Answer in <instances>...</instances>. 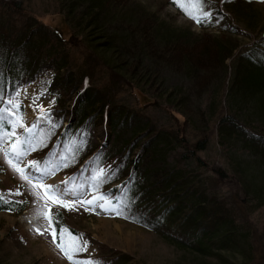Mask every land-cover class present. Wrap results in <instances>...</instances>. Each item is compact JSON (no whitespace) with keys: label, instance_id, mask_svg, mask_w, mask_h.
<instances>
[{"label":"trees","instance_id":"16d2710c","mask_svg":"<svg viewBox=\"0 0 264 264\" xmlns=\"http://www.w3.org/2000/svg\"><path fill=\"white\" fill-rule=\"evenodd\" d=\"M56 1L61 8L59 12L69 28L68 40L64 38L61 31L52 27H47L42 23H22L11 17L10 11L16 7V4L0 0V115L5 113L2 101L14 94V90L20 82L32 80L37 74L47 69L54 72L52 90L53 88L58 91L62 90L64 94L75 91V102L73 103L75 124H71L65 129L66 133L60 139V144L67 142L68 137H72L71 135L77 134L74 140L76 144L73 145L80 147L79 150H81L77 155L76 166L73 170L77 177H80L90 165L93 171L100 166L97 159L101 156V151L95 155L96 146L91 145L89 139L83 140L80 135L85 136L87 130L94 129L93 125L88 124V119H93L92 117L97 114L100 116L104 111L106 101L111 103L110 115L108 117L109 113L107 112L106 116L113 139L108 157H111L116 151L130 148V141L139 135L141 136L138 137L139 140L143 138L149 140L150 134L153 133V131H149V127L150 130H153V127L150 126L152 124L150 119L129 115L128 111L116 103V97L120 96V92L133 95L134 91H139L148 96L146 88L149 86L150 80L153 84H158L160 88L168 89L167 81L161 76H157L153 68L146 69L142 73V78L141 75L137 76L136 74V70L138 72L141 68L137 67L139 64L135 62L134 68H130L128 61L122 63L117 58L115 51L119 48L122 53H124L123 50L127 51L126 46L129 45L131 36H134L137 42L142 40L141 47L146 52L150 51L157 56H163L166 52H170L163 56L164 59L161 60L159 66L162 68L183 67L186 74L184 79L188 81L193 78L197 80L201 78L202 81H205L204 84L211 81L214 69L222 74L226 71L223 64L225 59L233 56V47L229 43L221 41L217 36H197L186 29L171 27L162 20L156 19L153 14H147L148 12L143 9L134 10L131 6H129V10L127 9L126 14L115 11L113 5L116 4V0ZM116 21H125V28L122 27L125 30L124 34H121L122 31L117 32L118 34L108 32L110 24L116 25ZM142 21L147 24V29L153 27L147 31L148 33L141 29ZM142 32H146V35ZM139 36L141 39L138 40ZM74 38L80 39L83 46L84 53L79 54L80 58L72 54L73 48L67 47V44L72 43ZM116 45L120 47L117 48ZM249 53L239 52L238 56L234 57L235 61L230 65V79L223 93L224 104L220 105V99L216 102L217 92H214L212 97H208L205 108L206 129L200 132L201 137L189 142V139L183 136L186 135L190 123L188 121V125L185 123L183 126L181 136L178 138L175 134L178 141L168 134H161L151 142L147 141L148 143L146 142L143 147L147 167L140 176L136 175V166L131 169L129 175L131 176L132 173L134 176L127 179L128 188L125 185L124 193L119 192L122 199V203L118 202L120 213H122V208L125 207L128 198L130 201L137 198L138 215L147 218L148 213L152 214L148 218L150 231L157 234L168 245L200 260L201 264L204 260L218 261L217 264H229V256L235 255L242 258V264H264V251L261 254L255 253L252 245L254 232L249 221L246 220V215L261 211L264 225V187L261 185L262 180L260 179L264 176V168H260L259 165L260 167L256 169L259 173L250 176L247 170L250 168L248 165H234L237 169L242 167V170L246 171H242L243 178H240L234 171L229 173L227 169L225 172L220 170L219 177L221 179L230 178L237 182L239 193L236 195L238 198L248 197V200L240 201L241 199H231L221 196L219 193L220 196L216 193H209L210 186L208 184L211 183L212 178L208 179L205 175L209 163L201 156L207 150L209 143L212 142L210 139L212 132L215 134L216 143L219 146H229L228 148L232 149L239 144L237 139H242L238 134L239 131L246 132L244 131L246 128L242 129V126H238L241 122L234 120L240 113H246L242 117L244 119L243 126L249 125L254 118L264 120V66L259 63L260 60L253 58V51ZM144 57L145 55L143 56L142 53L134 55L135 60L139 62H144ZM166 57H170L168 59L172 63L164 62ZM263 59L264 57H262ZM99 71L105 72L107 76L105 80L95 84L96 76L101 74ZM257 77L260 79L257 80ZM108 89L112 91V94H109ZM105 90L108 94L104 92ZM188 90L173 86L167 96L156 95V93L153 94L154 96H151L152 94L149 96L152 98L153 108L160 107L163 103L172 106L184 116L181 109L185 107L187 98L183 95ZM77 100L78 102H76ZM56 115V113L50 114L51 123ZM130 117L135 119V123L130 128L123 129L131 119ZM62 122H64L63 118L58 122L56 133L61 129ZM214 125L215 129H213ZM43 128L45 129V127ZM168 130L162 127L160 131L167 132ZM255 135L251 136L255 140L254 138L242 139L241 146L252 155L253 153L257 154L258 159L264 161V146H261L262 143L264 144V137L263 135L255 137ZM53 139V136L49 137L41 157ZM184 144H188L189 154L185 153L182 157L190 159L193 167L171 166L168 171L161 168L168 160L167 154L175 149L173 145L182 147ZM73 146L68 148V153L64 155L66 162L71 159L69 153L75 151ZM92 156L94 157L90 159ZM85 161H89L87 167L78 171ZM66 162L63 161L62 164H66ZM132 164L133 161L130 165L132 166ZM153 165L160 166V169L154 168ZM234 166L233 168L236 170ZM124 167L122 162L114 167L112 172L107 174L110 179L105 186L111 182L118 184L126 179ZM128 169L126 167V170ZM203 171L205 172L203 173ZM156 174L161 175L162 179L161 181L156 180L154 183L152 178ZM86 175L89 173L87 172ZM213 177L216 179L217 176ZM94 191L100 192L97 185H95ZM111 191L113 192V189ZM102 192L107 198L111 196V192ZM146 205H151L152 208L150 209V206ZM24 210L25 205L15 202L6 203L0 199V213L17 216ZM57 226H60L58 221ZM117 264H120V260Z\"/></svg>","mask_w":264,"mask_h":264},{"label":"rangeland","instance_id":"374dc122","mask_svg":"<svg viewBox=\"0 0 264 264\" xmlns=\"http://www.w3.org/2000/svg\"><path fill=\"white\" fill-rule=\"evenodd\" d=\"M4 1L16 4V7L10 11L11 17L27 24L42 23L47 27L61 31L64 34V38L66 40L69 39V28L59 12L61 8H59L56 0ZM129 6L134 10L143 9L148 12L147 14H153L156 19L162 20L171 27L186 29L197 36H217L224 43H229L233 47V56L225 59V63H223L226 71L220 74L217 69H214L212 80L207 81L205 84V81H202L201 78L199 80L193 78V80L188 81L184 79L186 74L183 67L168 66L162 68V66H159L161 60L164 59L163 56L168 55L170 52H166L163 56H157L150 51L146 52L141 47L142 40L137 42L135 37L131 36L130 43L126 46L127 51L123 50L124 53L119 48L120 46L116 45L119 48L115 51L117 58L122 63H127L128 61L130 68H134L135 62L139 64L137 67L141 68L138 72L136 70L137 76H142L146 69L153 68L157 76H161L167 81L168 89H165L164 87L160 88L156 83L153 84L150 80L149 86L145 88L149 95L152 94L151 96H154L153 94L155 93L156 95L167 96L173 86L183 87L185 90L189 89L183 95L187 98L185 107L181 109V112L185 114L184 116L172 106L170 107L163 103H161L160 107L153 108L151 96H146L139 91H134L133 95L120 92V96L116 97V103L128 111L129 115L140 118L147 117L151 120L152 124L150 126L153 127V130H150L151 128L149 127V131H153V133L150 134V139L146 140V138H143L139 140L138 137H141L139 135L138 139L130 141V148L116 151L111 157H108L110 155L109 147L113 139L106 116L107 112L109 113L107 114L108 117L110 115L111 103L106 101L102 114L100 116L99 114L94 115L91 120L88 119V124L93 125L94 129L90 128V130H87L85 136L83 134L80 135L83 140L89 139L90 144L96 146L97 152L95 155L101 151V156L98 159L96 158L100 166L98 164L99 168L93 171L91 170V165L87 167L89 161H85L82 170L87 167V171L85 169L83 174L77 177V174L73 172L77 155L81 151L79 150L80 147L73 146L76 144L74 140L77 134L71 135L72 137H68L67 142L60 144V139L66 133L65 128L61 132L60 130L57 133L55 132L58 129V122L61 118L67 124H75V116L73 114L75 91L64 94L62 90L58 91L55 88L52 90L54 72L47 69L37 74L32 80L20 82L14 90V94L4 98L3 105L6 109L4 115H0V141H2L0 142V148L8 146L6 143L9 140L7 134L15 132L16 136L12 137V139L20 138L22 141L21 147L27 150V155L20 158V166L23 168L28 165L29 161H36L37 168H39V171H37L36 168L27 167L25 172L33 180L39 178L44 184L54 186L59 195L65 200L69 202L76 201L68 209L55 204L50 205L53 216H58L57 221L60 226L66 227L72 234L81 237V243L87 241L86 249L77 253L75 259L85 261L90 259L94 264H117L119 260L120 264H201L200 260L194 259L192 255L168 245L157 234L150 231L148 228L150 225L148 221L150 220L148 218L152 214L148 213L147 218L138 215L139 211L136 208V204H138L137 198L132 199V201L128 198L125 207L122 208V213L117 214L114 209L119 208L118 202L121 201L122 203L119 192L124 193L123 188H125V185L128 188L127 179L134 176L132 173L131 176L129 175L131 169L136 166V175L140 176L147 167L145 163L146 157L143 155L145 150L143 147L147 141L151 142V140L161 134L172 135L171 138H175L178 141L183 132V126L188 121L190 123L189 125L187 124L188 127L186 125V135L183 136H186L189 142L201 137L200 132L206 129L205 108L208 103L207 99L212 97L214 92H217L216 102L220 99V105L224 104L225 97L223 93L229 83L230 65L235 61L234 57H237L239 52L250 54L249 52L253 51V58L260 60L259 63L264 66V59L262 60V57H264V0H205V10L210 13V16L199 24L188 18L176 7L173 4V0H116L113 9L126 14L127 9L129 10L130 8ZM239 6H242V8H239ZM125 25V21H116V25L110 24L108 32L118 34L122 31L121 34H124L125 30L123 28H125ZM141 26V29L146 32L153 28L147 29V24L143 21ZM146 32L142 33L146 35ZM137 38L138 40L141 39L140 36ZM67 47L69 49L73 48L71 52L75 57H78L80 53H84L82 50L83 46L78 38H74L72 43L67 44ZM157 52L160 53L158 50ZM136 53L145 55L143 58L144 62L135 60L134 55ZM149 55L150 57H148ZM168 58L170 57H166L164 62L172 63ZM106 76L105 72L97 75L95 84L105 80ZM257 78V80L260 79V77ZM161 89L165 92H161ZM107 91L112 94L111 90L108 89ZM107 91L105 90L104 92L108 94ZM60 99H62L63 105ZM57 100L59 101L58 104ZM53 113L57 115L51 123L50 114ZM244 114L246 113L242 112L234 119L241 122L238 126H242V129L246 128L244 131L247 133L239 131L240 137L243 140L247 138L253 139L254 137L251 136L255 134V137H262V135L264 137V120L254 118L249 125L243 126L244 119L242 117ZM21 117H23V127L19 125L13 127L15 122ZM130 118L123 129L130 128L135 123V119L133 117ZM190 125H193L194 129ZM42 127H45V129ZM162 127L165 130H169L167 132L160 131ZM25 128L29 129V131H25ZM215 128L216 126L214 125L213 129ZM38 130L40 131L37 136L38 140H35ZM59 133H62L61 136H59ZM175 134H177L178 138ZM52 136L54 139L49 143V148L41 157L40 155H42L43 149L47 145V140ZM210 139L212 142L209 143L207 150L201 154L205 161L209 163L205 175H207L208 179L209 177L212 178L211 183L208 184L210 186L208 191L209 193H219L221 196L240 200L241 198L236 195L239 193L236 186L237 182L230 178L221 179L219 177L221 175L220 170L225 172V169H227L229 173L234 171L240 178H243L244 174L242 171H246L238 166L237 169L234 165H248L250 168L247 169L249 172L247 173L251 176L259 173H257L256 169L260 166V168H264V161L258 159L257 154L253 153L252 155L243 149L241 146L243 144L242 139H237L239 144L232 149L228 148L229 146H219L216 143L213 132ZM72 146L75 151L69 153L71 155L70 161L62 164L63 158H65L64 155L68 153V148H72ZM174 146L175 149L167 154L168 160L161 168L168 171L171 166L178 168L193 167L190 159L182 157L185 153L189 154L188 144H184L182 147ZM261 146H264V144L262 143ZM132 161L133 164L131 166ZM121 162L125 165L126 179L118 184L111 182L105 186L110 179L107 174L111 173L114 167H117ZM158 165L160 164L158 163ZM233 166L236 170H234ZM126 167L129 169L126 170ZM153 167L160 169V166L153 165ZM100 169L103 170L106 178L96 179ZM87 172L89 175H86ZM196 173L199 174V172ZM213 176H217L216 179ZM161 179L162 177L159 174L152 178L154 183H156V180L161 181ZM260 179L262 180L261 185L264 187V176ZM133 181L136 182L134 179ZM93 185H97L99 193L94 191ZM111 189H113V192ZM102 191L111 192V196L105 197ZM95 195L104 196L110 201V206L106 207H110L112 210L102 209L99 205L103 201L97 200L91 205H85L81 204L77 199L88 200ZM0 197L6 203L15 202L25 205V210L17 216L0 213V264H70L53 243L52 236L48 231L47 221L37 214V210L42 206L43 201L37 199L34 190L29 187L28 183L21 180L19 175L5 162L2 152H0ZM245 199L248 200V197H245ZM151 205L146 206H150L149 208L151 209ZM262 216L261 211L246 215V220L249 221L254 232L252 245L255 253L258 254L264 251ZM36 228H40L43 234H37L34 230ZM235 257L236 255L229 256L230 261L228 263H243L240 256ZM202 263L217 264L218 261L204 260Z\"/></svg>","mask_w":264,"mask_h":264},{"label":"snow or ice","instance_id":"6c2138e0","mask_svg":"<svg viewBox=\"0 0 264 264\" xmlns=\"http://www.w3.org/2000/svg\"><path fill=\"white\" fill-rule=\"evenodd\" d=\"M173 4L188 18L194 20L198 24L210 16V13L205 10V0H173ZM41 111H43V109H41ZM22 120L23 117L18 119L13 127L16 125L23 127ZM25 131H29V129L25 128ZM7 135L9 137V140L6 142L8 146L0 148V152L3 153L5 162L19 175L20 179L26 181L29 187L34 190V194L37 199L43 201L42 206L37 210V214L42 216L47 221L48 231L52 236L53 243L57 248H59L70 264H94V262L90 259L86 261L75 259V255L77 253L86 249L87 241H83V243H81V237L72 234L66 227H58V216L54 217L51 212L50 205L55 204L68 209L71 208L73 203L76 201L69 202L65 200L61 195H59L54 186L44 184L39 178L33 180V178L25 172V168L32 167L39 171V168H37V162L29 161L28 165H25V167L22 168L20 166V158L27 155V150H24L21 147L22 141L20 138L17 137L15 140L12 139V137L16 136L15 132H10ZM100 178H106L102 169L98 170V175L96 176V179ZM93 188H95V185H93ZM17 194L19 193L17 192ZM0 199L3 198L0 197ZM77 199L81 204L85 205H91L97 200L103 201V203L99 206L105 210H112L110 207H106L110 206L111 202L104 196L95 195L88 200L80 198ZM114 211L117 214L120 213L119 208L114 209ZM34 230L37 234H43L40 228H36Z\"/></svg>","mask_w":264,"mask_h":264},{"label":"bare ground","instance_id":"6f19581e","mask_svg":"<svg viewBox=\"0 0 264 264\" xmlns=\"http://www.w3.org/2000/svg\"><path fill=\"white\" fill-rule=\"evenodd\" d=\"M43 128V127H42Z\"/></svg>","mask_w":264,"mask_h":264}]
</instances>
